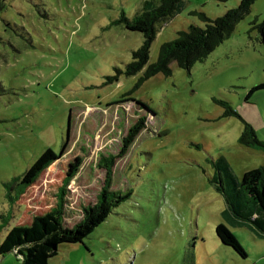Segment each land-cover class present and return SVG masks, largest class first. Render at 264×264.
Listing matches in <instances>:
<instances>
[{
	"label": "rangeland",
	"instance_id": "obj_1",
	"mask_svg": "<svg viewBox=\"0 0 264 264\" xmlns=\"http://www.w3.org/2000/svg\"><path fill=\"white\" fill-rule=\"evenodd\" d=\"M145 1L158 4L0 0V216L12 211L0 243L21 221L51 210L67 181L80 215L106 181L101 159L114 156L112 190L128 198L82 243L61 245L49 264H186L192 246L200 264H236L233 251L219 246V223L247 252L246 263H258L261 234L235 228L223 212L227 196L239 201L235 181L264 166V152L240 144L244 124L224 117L221 103L264 142V89L250 94L264 83V47L253 28L264 19V0L204 62L191 71L172 63V76L159 74L137 89L142 73L127 75L126 68L143 35L114 22L123 12L134 18ZM239 3L184 0L159 31L150 63L178 32L205 27L197 13L214 20ZM16 177L35 178L20 207L6 197L5 184ZM0 264L18 258L9 253Z\"/></svg>",
	"mask_w": 264,
	"mask_h": 264
},
{
	"label": "trees",
	"instance_id": "obj_2",
	"mask_svg": "<svg viewBox=\"0 0 264 264\" xmlns=\"http://www.w3.org/2000/svg\"><path fill=\"white\" fill-rule=\"evenodd\" d=\"M183 1L158 0L155 6L145 1L142 10L134 18H129L123 12L114 22L115 25H124L127 30L143 35L141 47L133 52V60L126 68L127 75L142 73L137 89L159 74L172 76V63H176L181 69L191 71L197 63L204 62L225 40L233 36L237 25L251 13L253 5L258 0H240L237 8L228 10L222 17L214 20L208 18L205 13H197L205 27L191 25L188 30L178 32L175 40L161 45L157 60L150 63L152 45L159 31L175 17ZM253 26L258 31L259 40L264 47V19L261 21L256 19ZM262 89L264 83L254 87L250 94ZM221 105L225 109L224 117H239L244 124L240 144L248 149H259L264 152V142L258 139L254 128L243 120L230 104ZM144 120L141 119L132 127L130 134L140 131ZM114 158L109 156L101 159L107 177L94 204L82 206L81 214L78 215V211L68 201L67 181L58 190L56 204L51 210L45 214L34 215L30 221H21L7 232L5 239L0 243V256L4 258L5 255L14 253L18 258V264H49L58 254L61 245L82 243L88 238L128 198L120 191L112 190L115 176ZM23 178L16 177L5 184L8 189L6 197L13 207H20L23 204L27 191L35 180L32 178L31 181H26ZM235 183L238 186L236 193L239 201L227 196L225 214L246 220L264 231V166L246 172L241 182ZM11 216L12 211L0 216L3 220L0 228L6 227ZM78 216L81 219L71 226L69 222ZM216 235L224 246L232 248L241 258L247 257L236 236L226 226L218 224ZM184 260L186 264H193L191 249L186 252Z\"/></svg>",
	"mask_w": 264,
	"mask_h": 264
},
{
	"label": "crops",
	"instance_id": "obj_3",
	"mask_svg": "<svg viewBox=\"0 0 264 264\" xmlns=\"http://www.w3.org/2000/svg\"><path fill=\"white\" fill-rule=\"evenodd\" d=\"M227 209V208H226ZM226 209H225V211L223 212V215L225 216V218L230 222V223H232L233 225H234V227L235 228H238V227H244V226H247L248 228H251V229H253V230H255V231H257V232H259L261 235H257V236H259L260 237V241H263L264 242V231H262V230H260V229H258V228H256L252 223H250V222H248V221H246V220H241V219H237L235 216H231V215H229L228 213L227 214H225L226 213ZM247 214V213H246ZM219 224H221V223H219ZM217 236V235H216ZM217 240L219 241V246H220V248L222 249V248H229V247H227V246H224L221 242H220V240L218 239V237H217ZM243 240V239H242ZM244 241V240H243ZM260 241L259 242H257V241H255V249H256V251H257V253L259 254V256H261V260L258 262V263H255V264H264V243H260ZM257 243H258V245H257ZM195 245V244H194ZM247 245H248V247L250 248V245H249V243H247ZM201 246H202V244H201ZM192 254H193V252L195 251V255L193 254V264H200V258L198 257H196V248L194 247V246H192ZM199 250H201L200 248H198ZM229 249H231L232 251H233V253H231L232 255V258H233V261L236 263V264H247L246 263V260H247V258H248V254H247V257H245V258H241L232 248H229ZM251 249V248H250ZM222 250H224L225 251V249H222ZM247 253V252H246ZM4 259V258H3ZM222 262H219V264H221ZM217 264V263H216Z\"/></svg>",
	"mask_w": 264,
	"mask_h": 264
}]
</instances>
